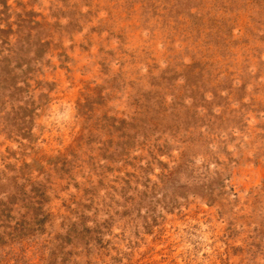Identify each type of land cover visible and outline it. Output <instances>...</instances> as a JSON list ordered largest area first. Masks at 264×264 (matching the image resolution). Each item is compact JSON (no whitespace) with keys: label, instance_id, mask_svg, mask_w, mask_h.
<instances>
[{"label":"rangeland","instance_id":"rangeland-1","mask_svg":"<svg viewBox=\"0 0 264 264\" xmlns=\"http://www.w3.org/2000/svg\"><path fill=\"white\" fill-rule=\"evenodd\" d=\"M0 264H264V0H0Z\"/></svg>","mask_w":264,"mask_h":264}]
</instances>
